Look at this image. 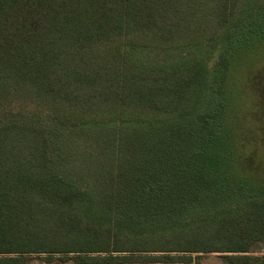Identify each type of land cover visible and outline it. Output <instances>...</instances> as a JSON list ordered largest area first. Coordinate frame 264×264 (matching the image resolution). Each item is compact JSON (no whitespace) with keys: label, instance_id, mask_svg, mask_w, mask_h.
<instances>
[{"label":"trees","instance_id":"16d2710c","mask_svg":"<svg viewBox=\"0 0 264 264\" xmlns=\"http://www.w3.org/2000/svg\"><path fill=\"white\" fill-rule=\"evenodd\" d=\"M259 62L264 0H0V264H264Z\"/></svg>","mask_w":264,"mask_h":264},{"label":"rangeland","instance_id":"374dc122","mask_svg":"<svg viewBox=\"0 0 264 264\" xmlns=\"http://www.w3.org/2000/svg\"><path fill=\"white\" fill-rule=\"evenodd\" d=\"M246 81L247 97L249 98L247 101L251 100L253 104L245 116L241 117L239 127L242 132L243 146L252 152V156L246 160L244 167L252 173L254 178H261V174L264 172V161L255 164V159L257 156L262 157V160L264 158V62L254 64L246 74ZM30 264L44 263L32 260ZM202 264H226V262L215 254H205L202 257Z\"/></svg>","mask_w":264,"mask_h":264}]
</instances>
